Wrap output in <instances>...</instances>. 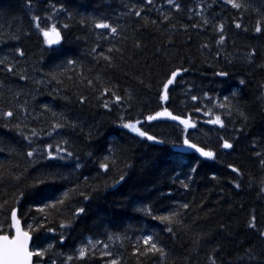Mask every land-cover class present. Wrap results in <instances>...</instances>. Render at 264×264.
Listing matches in <instances>:
<instances>
[{"label":"trees","instance_id":"16d2710c","mask_svg":"<svg viewBox=\"0 0 264 264\" xmlns=\"http://www.w3.org/2000/svg\"><path fill=\"white\" fill-rule=\"evenodd\" d=\"M241 2L249 7L235 9L225 0H175L179 10L166 0H0V59L7 58L6 64L13 67L8 72L0 64V204L6 201L5 209L18 208L25 228L29 223L34 229L42 225L32 234L33 246L53 245L43 264H108L113 259L119 264H210V255L216 264H242L237 257L248 264L245 249L260 252L264 242L246 224L255 215L257 227H264V34L254 31L258 20L264 24V0ZM34 16L40 17L41 27L58 26L59 44H44ZM91 18L117 27V33L96 28ZM236 23L242 27L237 29ZM219 24L224 25L222 45L216 44ZM100 52L111 57V66ZM249 53L251 60L246 59ZM181 65L188 71L170 85L169 99L160 100L162 82ZM221 70L229 75H214ZM102 84L125 96L110 111L97 99ZM205 92L211 99L203 97ZM192 95L200 99L193 101ZM219 103L228 107L220 108ZM164 107L191 117L196 128L187 136L215 157L176 151L173 145L186 135L181 126L144 120ZM197 107L200 112L194 111ZM209 108L224 120L223 128L206 123ZM7 111L13 115L5 116ZM122 115L141 120L142 130L164 143L124 129ZM56 122L65 126L53 131ZM221 138L233 147L222 148ZM62 140L67 143L60 146L73 155L48 158L47 151L55 155ZM49 144L52 148L45 149ZM110 148L117 166L104 174L98 165ZM117 170L125 180L113 185ZM38 179L44 182L37 184ZM61 198L65 203L56 211H37ZM145 207L151 214L142 211ZM77 208L85 211L76 214ZM173 211L178 223L153 218ZM7 214L0 210V219ZM61 221L70 226L61 229ZM48 227L55 231L47 232ZM149 235L164 249V258L134 252ZM89 241L95 247L78 258L79 248ZM103 251L111 255L102 256ZM69 256L73 259L67 260Z\"/></svg>","mask_w":264,"mask_h":264},{"label":"snow or ice","instance_id":"6c2138e0","mask_svg":"<svg viewBox=\"0 0 264 264\" xmlns=\"http://www.w3.org/2000/svg\"><path fill=\"white\" fill-rule=\"evenodd\" d=\"M149 4L152 3V0H147ZM166 2L169 5H172L175 9L179 10L180 9V4L175 3V0H166ZM226 3L231 4V6L235 9H247L249 6L242 3L241 0H225ZM61 9H63V5L60 6ZM135 7V6H133ZM264 7V6H262ZM253 11H258L257 9H253ZM140 11H137L135 13L136 16H140ZM47 19L50 21L52 19L51 16H48ZM93 20V23L96 28H102L105 30L110 31L113 35L117 33V27H113L110 23L104 21V20H99L97 21L95 18H91ZM165 20H168V16H164ZM262 19H264V16H262ZM33 20L36 22L35 26L39 30V32L43 35L44 37V44L51 46L57 45L61 41V31L59 30L58 26L56 24H51V25H46L44 27H41V24L39 23L40 17L34 16ZM83 22V21H82ZM147 23V21H146ZM152 23H155V21H152ZM203 23L206 25L208 24L207 19H203ZM65 28L68 27L67 24L64 25ZM174 28L175 25H172ZM192 27H197V25H192ZM235 27L237 29H240L242 25L240 23H236ZM219 30V38L216 40L217 45H222L225 42V36H224V25L219 24L217 26ZM247 31V29H244ZM256 33H261L264 34V24L261 23L260 20L257 21L256 27L254 29ZM14 39H18L19 37L14 36ZM202 47H207V45H202ZM17 52L20 53L21 56L24 55V53L21 51V49L17 48ZM95 51V49H93ZM109 52L112 51V49H108ZM255 50H253L254 53ZM253 53H249L246 59L251 60ZM100 57H102L105 61L108 62V65L111 66V57L106 56L103 52L98 53ZM216 55H220L219 52L216 53ZM6 59H0V64L5 65V68L7 69L8 72L13 71V67L11 65L6 64ZM74 61L69 60L68 64H74ZM188 69L184 68L182 65L179 67H175L170 70L169 74H167L165 80L162 82V89L159 93V98L162 101H167L169 99V89L170 85H173L177 78L182 74L186 73ZM214 75L219 76V77H227L229 73L227 71H217L214 72ZM24 76H21V79H24ZM99 79V77L97 78ZM89 85H91L93 82L91 80L87 81ZM142 83V81H141ZM245 81L243 79L240 80V84L243 85ZM102 91H99V96L97 97L98 100L101 101L100 106L103 107L106 110H111V107L120 104L125 100V96H122L118 94V91L115 90L113 87L101 85ZM107 95V99H104V97ZM235 95V93H233ZM204 98L211 99L208 96V93L205 92L203 93ZM80 102L84 103L85 102V97L81 96ZM127 99L130 101L132 99L131 95H127ZM200 99L196 95L191 96V100L197 101ZM228 97H224L225 101H228ZM47 107V106H45ZM218 107L220 108H227L228 105L226 103H219ZM196 112H200L201 108L197 107L194 109ZM206 116H209L210 118L208 119L207 123L213 124V125H219L220 127L225 126L224 120L221 118L220 115H214L213 110L209 108L207 111L204 113ZM231 115V113H228ZM5 116L11 117L13 113L11 111H7L4 113ZM55 115V113L53 114ZM239 115L243 117L245 120L247 117L245 116L244 112L240 111ZM161 117H168L173 121H179L180 124L184 126V131L187 132L189 128H196V124L192 122L191 118H185L180 115H173L172 112L169 111L167 107L162 108L159 111H156L154 114H148L144 116V120L151 122L155 121L158 118ZM121 127L124 129L130 130L132 133H135L137 136L141 138H146L149 141H154V142H159V143H164V141L157 140V137L155 135H150L147 130H142L141 125V120L139 119H127L125 120V117L122 115L119 117ZM65 125L56 122L55 124L52 125V130L55 131V129H59L64 127ZM31 135L35 136L36 132L33 130ZM25 139H28L27 136L24 137ZM223 139V138H221ZM67 141H60L55 146V155L51 150L47 151V157L50 159H59V160H64L66 157H71L73 154L72 152L68 151L66 148L61 147L60 144H66ZM182 145L186 146L190 149H194L197 153L200 154L202 157H207V158H214L215 153L211 150H206L204 147L199 146L197 143L192 142V140L189 138V136L185 135L182 140ZM45 149H51L52 145H44ZM222 148L224 149H231L233 147V144L229 142L227 139H223V143L221 145ZM34 151H29L27 155L29 157L33 156ZM61 153H64L65 155H60ZM112 150L111 148L109 149V155H105L103 159L99 162V169L103 171L104 174H107L111 169L116 168L117 166V161L114 157L111 155ZM255 155L260 156L261 153H255ZM260 164L262 167H264V159L260 160ZM80 164H76V168H79ZM125 167H130V165H125ZM228 167L235 173H240V169L234 167L233 165L229 164ZM195 169H193L194 171ZM51 175V174H50ZM117 175L118 179H113L112 184H118L122 181L125 180V174L117 170ZM43 180L38 179L36 181L37 184L43 183ZM183 183V182H181ZM107 186V185H106ZM184 187H187V184L183 185ZM236 187L239 188L240 185L237 183ZM261 191L264 192V187L261 188ZM21 196L24 195L23 192L20 193ZM69 196V191H65L63 193V197L67 198ZM56 199L49 202H46L43 204V207H40L37 209L38 212L43 213L45 209H49L51 211H56L58 209V206L63 205L65 203V199ZM84 199H88L87 196H84ZM7 202L5 201L4 204H0V210H3L7 212L8 214L3 218L0 219V264H34V257L36 258L35 264H43V258L50 252V250L53 248L52 244H48L46 247L35 244L34 246H30V242L33 240V232L35 231H40L42 229V225L40 223H37L36 228H33V225L31 223L27 224V227H22L21 226V219L18 215V210L15 206L11 207L10 209H5V204ZM181 207L183 208H188V204H183ZM85 211L84 208H77L76 209V214L83 213ZM146 214H151V209L148 207H145L142 209ZM178 216V213L173 211L168 213L167 215H162V216H156L153 217L154 219L160 220L162 223H167L168 225H171L173 223H178L179 221L176 219ZM35 219V217H33ZM45 220H47V216H45ZM70 226V223L61 221L60 222V228L64 229ZM223 227V226H222ZM246 228L249 230H255L257 238L264 242V227H257V217L255 215H250L249 219L246 224ZM47 232H54L55 229L53 227H48L46 229ZM167 231L172 232V228L168 227ZM119 238V237H117ZM60 239L63 241L64 236L61 233ZM112 239V236H109V240ZM143 241V247H141L139 244L134 248V252L139 253L141 256H145L149 253H152L154 255H159L161 258H164L166 256V253L162 247H158L157 243L153 241L152 236H144L142 238ZM96 243H100L99 241H96ZM89 246L92 248L95 247V244L92 243V241L88 242V245L82 246L78 250V258L83 259L87 256L88 251H89ZM104 248L107 249L108 245L105 244ZM215 251V250H213ZM102 256H110L111 253L107 251L101 252ZM245 255L247 256V261L248 264H254L256 261H264V246H262L261 250L259 253L255 251L254 247H249L248 249H245ZM73 257L69 256L67 257V260H72ZM238 260L242 261L243 264V257H237ZM209 261L210 264H216V259L214 256H209ZM50 264H56L55 260H51ZM108 264H119L118 259H113L108 262Z\"/></svg>","mask_w":264,"mask_h":264},{"label":"water","instance_id":"95a60500","mask_svg":"<svg viewBox=\"0 0 264 264\" xmlns=\"http://www.w3.org/2000/svg\"><path fill=\"white\" fill-rule=\"evenodd\" d=\"M161 119H164V120H168V121H171V122H176V123H179V121H173V120H171L170 118H168V117H161ZM180 124V123H179ZM182 125V124H181ZM176 149L177 150H180V151H184V152H189V151H195L194 149H190V148H188V147H186V146H177L176 147ZM18 210V209H17ZM21 226L23 227V225H22V222H21ZM30 246H32V242H30ZM34 259V258H33ZM35 264V263H34Z\"/></svg>","mask_w":264,"mask_h":264}]
</instances>
